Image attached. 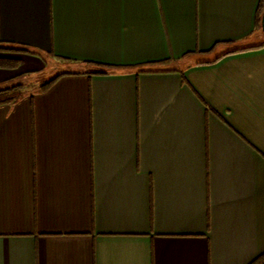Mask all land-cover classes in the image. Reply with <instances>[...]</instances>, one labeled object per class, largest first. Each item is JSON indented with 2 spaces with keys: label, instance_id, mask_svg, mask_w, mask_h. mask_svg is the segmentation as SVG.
<instances>
[{
  "label": "crops",
  "instance_id": "crops-1",
  "mask_svg": "<svg viewBox=\"0 0 264 264\" xmlns=\"http://www.w3.org/2000/svg\"><path fill=\"white\" fill-rule=\"evenodd\" d=\"M259 4L0 0V43L45 58L0 51L21 60L0 65V85L68 72L0 104V264L264 252Z\"/></svg>",
  "mask_w": 264,
  "mask_h": 264
},
{
  "label": "trees",
  "instance_id": "trees-1",
  "mask_svg": "<svg viewBox=\"0 0 264 264\" xmlns=\"http://www.w3.org/2000/svg\"><path fill=\"white\" fill-rule=\"evenodd\" d=\"M264 7V0H260V4H259V9H258V15H257V29H261V24H260V20H261V14H262V10ZM244 48H239V49H234L231 51H227L221 55L215 56L212 60L210 61H215L218 58H220L222 55L228 53V52H234V51H238ZM0 51H5V52H17V53H28V54H33V55H38L41 56L44 60L45 58L43 57L42 54H40L37 51H33L27 47L24 46H20V45H14V44H3L0 43ZM207 62V61H205ZM21 63L20 59H2L0 61V65L3 66H9V67H16ZM89 73H101V70H90L87 71ZM68 72H59L56 73L55 75H53L51 78H49L48 80L45 79H41V81L38 84V87L36 90L38 91H43L45 89H47L58 77L62 76L63 74H67ZM26 74H38V72H29ZM43 73H41L40 75H42ZM40 75H36V76H40ZM25 93L24 90V84L21 82V80H19V77H16L13 80L8 81L7 83L0 85V104L2 103H12L15 102L16 100H18L23 94ZM249 264H264V252L261 253L260 255H258L257 257H255Z\"/></svg>",
  "mask_w": 264,
  "mask_h": 264
},
{
  "label": "rangeland",
  "instance_id": "rangeland-1",
  "mask_svg": "<svg viewBox=\"0 0 264 264\" xmlns=\"http://www.w3.org/2000/svg\"><path fill=\"white\" fill-rule=\"evenodd\" d=\"M57 66H58L57 68H53V67L48 66V68L43 72L42 75L35 76V77L29 78L27 80H25V79L21 80L22 82L24 81L23 82L24 90L29 91V92H31L32 90H36L41 79L48 80L54 74H56L62 70H65L67 68V65H65V64L64 65L59 64Z\"/></svg>",
  "mask_w": 264,
  "mask_h": 264
},
{
  "label": "water",
  "instance_id": "water-1",
  "mask_svg": "<svg viewBox=\"0 0 264 264\" xmlns=\"http://www.w3.org/2000/svg\"><path fill=\"white\" fill-rule=\"evenodd\" d=\"M260 24H261L262 33L264 34V7H263V10H262V14H261Z\"/></svg>",
  "mask_w": 264,
  "mask_h": 264
}]
</instances>
